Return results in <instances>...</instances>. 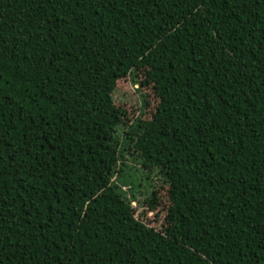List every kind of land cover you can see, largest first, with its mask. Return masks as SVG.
<instances>
[{"label":"trees","instance_id":"trees-1","mask_svg":"<svg viewBox=\"0 0 264 264\" xmlns=\"http://www.w3.org/2000/svg\"><path fill=\"white\" fill-rule=\"evenodd\" d=\"M0 264H264V0H0Z\"/></svg>","mask_w":264,"mask_h":264},{"label":"rangeland","instance_id":"rangeland-1","mask_svg":"<svg viewBox=\"0 0 264 264\" xmlns=\"http://www.w3.org/2000/svg\"><path fill=\"white\" fill-rule=\"evenodd\" d=\"M145 91L149 92L147 99L149 101L150 106L148 107L147 111L142 115L141 114L142 101L138 93V84H133L129 78L121 79L116 84V95H114L115 105L121 106L124 109H126L130 120L134 119L135 117H138L139 115H142L143 119L148 120L152 118V115L154 113L155 104H153V102H155V100L152 97L153 95L152 90L150 91L145 90ZM150 94L152 95L150 96ZM129 162H130V165L133 166L134 170L137 168V165L139 166V168H141L142 166L138 162H135L137 165L133 164L132 160H130ZM137 177H140V174H138ZM152 178H153L154 183L159 182V179L156 175L154 176L152 175ZM143 210H144V207L139 208L137 209V213H141V211ZM146 212H147V215L145 218L142 217V220L145 223H148L149 225H151L152 227H156L157 229H159L162 225V221L164 220V214H160L155 211L151 212L147 207H146ZM136 217L138 218L139 216H137L136 214Z\"/></svg>","mask_w":264,"mask_h":264}]
</instances>
